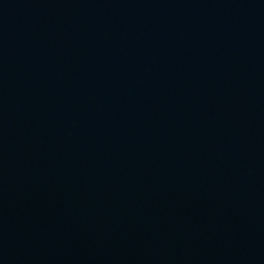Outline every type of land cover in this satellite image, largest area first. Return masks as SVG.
Returning <instances> with one entry per match:
<instances>
[{"label":"water","instance_id":"water-1","mask_svg":"<svg viewBox=\"0 0 264 264\" xmlns=\"http://www.w3.org/2000/svg\"><path fill=\"white\" fill-rule=\"evenodd\" d=\"M0 264H264V0H0Z\"/></svg>","mask_w":264,"mask_h":264}]
</instances>
